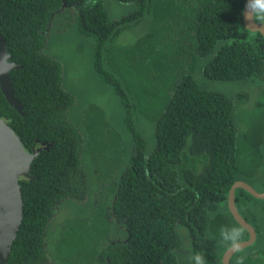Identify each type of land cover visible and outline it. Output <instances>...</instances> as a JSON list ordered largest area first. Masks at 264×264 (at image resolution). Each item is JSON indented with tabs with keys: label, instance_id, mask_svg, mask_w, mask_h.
Listing matches in <instances>:
<instances>
[{
	"label": "trees",
	"instance_id": "1",
	"mask_svg": "<svg viewBox=\"0 0 264 264\" xmlns=\"http://www.w3.org/2000/svg\"><path fill=\"white\" fill-rule=\"evenodd\" d=\"M245 1L0 0L23 105L20 115L0 91V118L26 152L40 149L29 171L36 180H19L22 220L6 264H67L61 254L73 248L85 264H190L195 253L222 264L219 231L240 227L227 208L230 187L243 181L264 191V38L245 29ZM111 2L128 9L113 16ZM139 26L142 36L117 42ZM62 35L80 39V49L89 44L88 76L113 93L120 132L102 121L107 135H92L96 115L106 116L97 105L85 127L72 122L76 89L48 53ZM65 202L92 209L64 221V243L49 249ZM235 205L258 236L264 200L237 189ZM249 248L230 264H264Z\"/></svg>",
	"mask_w": 264,
	"mask_h": 264
},
{
	"label": "water",
	"instance_id": "2",
	"mask_svg": "<svg viewBox=\"0 0 264 264\" xmlns=\"http://www.w3.org/2000/svg\"><path fill=\"white\" fill-rule=\"evenodd\" d=\"M242 11L243 25L252 33H259L264 38V26H256L250 20L245 19ZM1 26V21H0ZM11 61L7 53V46L3 35L0 33V91L9 106L17 113L22 114L23 106L15 97L12 89L10 74L13 70L20 69ZM38 151L28 153L9 125L0 118V264H6L11 253L13 242L16 238L22 220L23 202L20 192V178L34 181L35 178L29 174L30 165L37 156ZM242 189L253 198L264 200V191L258 192L243 181H236L229 189L227 197V208L234 221L248 234V239L242 241L239 251L251 246L256 240L255 229L239 214L235 205V190ZM237 251L227 249L222 255V264H230L232 256Z\"/></svg>",
	"mask_w": 264,
	"mask_h": 264
},
{
	"label": "rangeland",
	"instance_id": "3",
	"mask_svg": "<svg viewBox=\"0 0 264 264\" xmlns=\"http://www.w3.org/2000/svg\"><path fill=\"white\" fill-rule=\"evenodd\" d=\"M110 8L113 16H118L128 9L126 5H121L116 2H111ZM145 32L146 28L144 29V26H139L133 30L124 32L117 42L123 45L132 43V41L142 36ZM79 44L80 39L73 36L62 35L58 39L52 40L48 47V53L51 56H56L63 65L66 88L69 90L76 89L74 94L78 99V103L71 113L72 122L76 126L85 127L88 122L86 118L88 107L91 105H97L106 111V116H104L105 119L103 117V120L99 119L98 116L96 117L94 124L98 121L99 125L95 127L92 135H107L100 129V122L102 121H104L105 124H108L112 130L120 132L122 130L120 127V115H117V106L113 93L108 89L103 88L97 80L88 76L90 68V46L86 42L83 49H80L78 47ZM225 88L230 92L232 91L240 95V98H245L244 89L230 88L227 86H225ZM253 102V100H249L247 104L251 106L255 104ZM84 134L86 135V133ZM122 138L124 140L123 135ZM90 179V182L94 183V181H92L93 177H90ZM95 186L97 190L98 183L95 184ZM93 190L96 191L95 189ZM83 206L85 207L79 209L73 204H69L58 213L53 225V236L48 241L49 249L57 243L59 239V228L64 221H70L72 217L88 218V214L92 208L87 204ZM257 226L259 229V235L257 236L255 244L250 246L251 248H249V252L263 255L262 257L264 259V221L260 222ZM66 235L67 230L61 234V242H64Z\"/></svg>",
	"mask_w": 264,
	"mask_h": 264
},
{
	"label": "clouds",
	"instance_id": "4",
	"mask_svg": "<svg viewBox=\"0 0 264 264\" xmlns=\"http://www.w3.org/2000/svg\"><path fill=\"white\" fill-rule=\"evenodd\" d=\"M243 14L245 19L250 20L254 25L264 26V0H246ZM243 232L242 227L223 226L219 231V243L238 252L242 246V241H245L243 240ZM190 264H208V261L203 253H195L190 257ZM237 264H244V257L238 259Z\"/></svg>",
	"mask_w": 264,
	"mask_h": 264
},
{
	"label": "flooded vegetation",
	"instance_id": "5",
	"mask_svg": "<svg viewBox=\"0 0 264 264\" xmlns=\"http://www.w3.org/2000/svg\"><path fill=\"white\" fill-rule=\"evenodd\" d=\"M22 104V103H21ZM23 106V105H22ZM96 117H97V115H96ZM100 125H101V127H102V125H103V123L102 122H100ZM83 135H85V134H83ZM37 150V149H36ZM39 152V151H38ZM30 174V173H29ZM33 177V176H32ZM35 178V177H34ZM25 179V178H24ZM29 180V179H28ZM35 180H36V178H35ZM34 180V181H35ZM32 182V181H31ZM63 205H67L68 206V204L65 202ZM63 209V208H62ZM61 209V210H62ZM60 209H57V214L54 216V218H56V216L58 215V213L61 211ZM63 224V223H62ZM62 224L60 225V230H62V233L63 232H65L66 230H67V227H64L63 229H61L62 228ZM59 230V231H60ZM61 233V234H62ZM59 238L61 239V235L59 234ZM80 238H86V235H82L81 237H79V238H77L76 240H78V239H80ZM75 240V241H76ZM84 241L85 240H82V241H79L78 242V244L75 246L76 248H80L81 247V245L84 243ZM64 243V242H63ZM246 249V248H245ZM74 250V248L72 249V251ZM71 251V252H72ZM71 252L70 253H68V254H61V256L62 257H60V261L64 258V259H66L67 261H69V263L67 262V264H85L84 263V261L86 260V258H81V259H79V258H72V256H71ZM42 264H44V263H42ZM45 264H61L60 262H58V263H54V261L53 260H50V259H48V261L45 263Z\"/></svg>",
	"mask_w": 264,
	"mask_h": 264
}]
</instances>
